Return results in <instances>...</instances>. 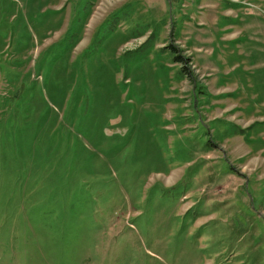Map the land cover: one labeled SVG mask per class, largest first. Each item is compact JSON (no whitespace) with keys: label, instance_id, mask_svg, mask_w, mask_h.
I'll list each match as a JSON object with an SVG mask.
<instances>
[{"label":"rangeland","instance_id":"374dc122","mask_svg":"<svg viewBox=\"0 0 264 264\" xmlns=\"http://www.w3.org/2000/svg\"><path fill=\"white\" fill-rule=\"evenodd\" d=\"M0 264H264V0H0Z\"/></svg>","mask_w":264,"mask_h":264}]
</instances>
